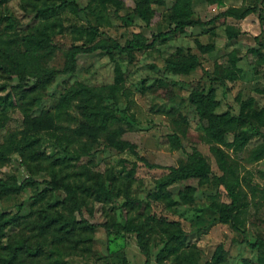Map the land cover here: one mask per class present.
<instances>
[{"label":"rangeland","instance_id":"rangeland-1","mask_svg":"<svg viewBox=\"0 0 264 264\" xmlns=\"http://www.w3.org/2000/svg\"><path fill=\"white\" fill-rule=\"evenodd\" d=\"M68 1L77 5L79 11L76 14L66 9L41 20L36 17L34 7L43 10L50 7L51 2L0 0V36L18 39L35 25L33 33L38 36L46 34L56 48L47 67L58 70L64 65V54L72 46L89 48L106 39L124 45L135 34H142L150 40L152 35L167 30L177 0H146L150 9L147 24L133 12L135 4L142 0H116L119 8L111 2ZM254 6L264 8V0H191L194 17L202 22H208L227 10L242 11ZM7 18L19 22L23 28L34 25L27 31L16 29L6 22ZM227 27L243 35L228 41ZM93 30L97 35L93 36ZM187 55L198 58L199 69L188 75L165 70L167 58ZM233 56L237 58L235 68L230 65ZM115 66L122 77V91L116 105L105 104L111 110L126 111L131 123L119 120L109 127L107 134L98 135L80 115L69 111L67 114L74 121L48 123L45 129L30 136L40 140V152L51 160L67 159L70 175L71 172H88L91 176H99L106 187L114 189L116 197L111 202L104 204L89 200L82 205V217L90 224L110 225L115 222L141 228L146 237L150 264H256L263 259V249L252 251L242 240L252 244L257 238L264 239V158L253 159L264 143V128L261 136L250 138L242 152L235 153L233 148L203 139L202 124L189 101L190 94L198 91L212 95L216 103L214 114L218 116H239L240 102H250L249 112L264 111V23L258 14L242 21L227 19L204 28L186 29L182 35L158 43L149 51L135 52L131 57L114 54L110 58L99 51L79 55L75 73L51 82L39 102L29 106L28 114L31 118H38L47 112L55 113L60 96L75 83L90 88L113 85ZM219 68L232 73L222 85L211 81L210 74ZM16 85L15 79L0 76V143L12 134L14 145L24 132L23 112L9 107L7 102L2 103L6 97H13ZM64 130L79 133L80 141L89 148V155L75 160L63 153L53 134L59 135ZM118 133L121 141L133 145L138 157L159 168H147L128 149L118 151L111 148L108 143L117 138ZM171 135L179 138L181 149L169 142L168 136ZM225 140L233 142L234 134H226ZM212 147L217 149L218 155L211 152ZM192 148L202 155L212 175L206 182L175 183L162 195L157 183L168 174L165 168L183 166L187 161L186 154ZM221 157L237 178V190L242 193L239 209L234 212L237 230L219 221L220 206L228 202L225 190L216 181L224 174L219 165L218 158ZM33 166L34 170L39 169L38 165ZM30 176V171L22 165L16 153L9 155L8 161L0 167V179L3 180L15 179L21 183ZM33 178L39 183L49 180L47 173L43 172L36 173ZM188 185L194 190L184 197ZM43 188L40 185L37 189ZM31 196L32 190L26 189L18 196L0 198V213L13 215L23 203L20 216H26L32 209ZM125 196L133 203L132 207L124 205ZM63 199V192L58 191L47 202L53 206ZM76 220L79 221L77 214ZM15 231L10 227L4 234L9 236ZM175 236L180 237V244L176 245L178 253L161 259V252L171 246ZM79 248L77 256H67L63 260L69 264H122V260L127 264H144L145 261L135 235L103 228L92 234L89 252L82 251L84 247ZM219 249L223 260L216 263L215 255Z\"/></svg>","mask_w":264,"mask_h":264},{"label":"trees","instance_id":"trees-1","mask_svg":"<svg viewBox=\"0 0 264 264\" xmlns=\"http://www.w3.org/2000/svg\"><path fill=\"white\" fill-rule=\"evenodd\" d=\"M51 2L50 7L43 10L33 9L36 17L41 20L49 18L54 12L68 10L76 14L79 9L76 4L68 0H45ZM111 2L116 8L120 5L116 0H90V3ZM133 12L144 22L148 23L150 9L146 0L137 2ZM258 14L259 19L264 23V8L257 6L246 8L242 11L227 10L219 13L208 22H202L195 18L191 0H177L174 4L172 18L167 30L152 35L148 40L142 34H135L124 45L116 41L106 39L92 45L89 48L72 46L64 54V65L61 69L47 67L48 62L55 53V46L49 36L41 33L40 36L33 33L34 24L23 28L19 22L6 19V22L16 29L29 30L30 32L18 39L0 36V76L8 80L15 79L17 85L14 87L13 97H6L2 103L9 107L17 108L24 115V132L21 138L13 145L14 136L10 134L0 143V167L7 161L12 153L18 154L22 165L28 169L31 176L18 183L15 179H0V198H9L20 195L26 189L32 190L31 211L26 216H20L24 208L21 203L15 214L9 215L0 213V264H69L63 258L67 256H77V250L90 251L91 236L100 228L106 231H114L125 235H135L137 246L141 255L145 258L144 264H150V255L146 242V237L141 228L131 226L127 223L90 224L82 217V205H86L89 200L107 204L111 202L116 194L114 189L105 186L97 175H90L88 172L69 174V162L67 159L51 160L39 150L40 140L30 137L34 132L45 129L48 123L54 121H74L67 112L74 111L77 115L90 126L98 135L107 134L109 127L119 120H125L131 123L126 111L109 109L105 103L116 105L119 101V95L122 91V77L118 66H115L114 84L101 88H90L80 83H75L67 88L59 98L57 111L55 113L47 112L38 118H31L28 114L29 106L38 103L41 95L46 88L56 78L60 76H70L75 73L77 68V57L79 55H90L95 52H102L110 58L114 54L131 57L135 52H144L153 49L158 43H164L172 38L182 35L186 29L204 28L211 26L218 21L231 19L242 21L250 15ZM38 19V18H37ZM93 36L97 31L93 30ZM225 35L228 41L237 40L242 32L236 31L232 27H227ZM200 49L203 51L204 48ZM212 50V47L209 48ZM236 57H231L230 65L235 68ZM165 70L176 75H188L200 68L198 58L194 55L178 56L167 58L164 62ZM231 72L219 68L217 72L211 75V81L220 85L226 79L230 78ZM209 75V74H207ZM209 75V76H210ZM165 86V84H163ZM17 96V99L16 97ZM189 101L194 107L199 122L202 124L203 139L208 142H215L220 146L233 148L235 153L240 154L246 142L254 137L261 136V129L264 128V111H250V102H240V114L237 117L229 115H215L214 109L216 103L210 93L193 91L190 94ZM246 111V112H244ZM234 134V140L227 143L225 135ZM56 139V145L63 153L78 160L82 156L89 155V148L86 143L80 141L79 133L64 130L61 134H53ZM94 138L93 134L91 135ZM117 138L112 139L108 144L111 148L118 151L128 149L137 159L149 169H158L156 165L147 164L138 157L133 145L121 141L120 133ZM169 142L176 149H181L179 138L176 135L168 136ZM211 152L217 154V149L212 147ZM187 161L183 166L165 168L168 174L163 180L157 183V187L162 195L166 189L179 182L197 180L206 182L212 175L209 166L205 163L202 155L196 148H192L190 153L186 154ZM218 157V156H217ZM264 158V143L256 151L254 160ZM220 169L223 176L216 178V181L226 192L228 202L222 204L219 209V221L223 224H229L237 230L236 218L234 212L239 209L242 199V193L238 191L239 183L237 178L230 172L223 157L218 158ZM33 165H38L39 169L34 170ZM86 171V170H85ZM38 172L47 173L48 181L41 183L34 180ZM60 174H63L60 176ZM44 188L38 191V187ZM192 186H186L183 196L188 197L193 192ZM61 191L64 199L49 206L48 202L54 192ZM133 203L125 196V204ZM76 214L79 215V221L76 220ZM14 228L16 231L5 236L8 228ZM177 230L178 225L176 226ZM180 237L175 236L171 246H166L161 252V259L175 255L179 249L176 246L180 244ZM242 243L252 250L264 251V239L257 238L254 243H248L242 240ZM84 249V250H83ZM50 254H47V252ZM159 256V257H160ZM223 260L222 251H216L215 262L220 263ZM122 264H127L122 260ZM256 264H264V258Z\"/></svg>","mask_w":264,"mask_h":264}]
</instances>
